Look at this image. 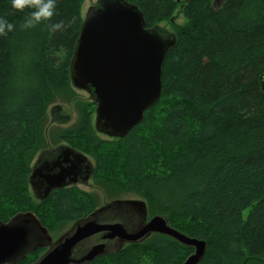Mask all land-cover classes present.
Returning a JSON list of instances; mask_svg holds the SVG:
<instances>
[{
	"label": "trees",
	"instance_id": "trees-1",
	"mask_svg": "<svg viewBox=\"0 0 264 264\" xmlns=\"http://www.w3.org/2000/svg\"><path fill=\"white\" fill-rule=\"evenodd\" d=\"M84 1L55 0L52 17L26 27L34 2L20 9L0 0V19L14 26L0 34V219L32 210L51 233L98 207L78 185L42 201L29 184L48 106L74 93L70 63ZM129 1L148 27H175L161 98L124 138L99 136L95 101L61 137L96 158L92 179L107 192L141 196L149 216L166 215L206 240L199 264H264V0ZM181 5L186 22L175 24ZM43 249L17 264L34 263ZM193 251L154 233L92 264H183Z\"/></svg>",
	"mask_w": 264,
	"mask_h": 264
},
{
	"label": "water",
	"instance_id": "water-1",
	"mask_svg": "<svg viewBox=\"0 0 264 264\" xmlns=\"http://www.w3.org/2000/svg\"><path fill=\"white\" fill-rule=\"evenodd\" d=\"M83 17L70 63L72 85L96 102V130L124 138L161 98L163 64L177 34L159 24L148 27L141 8L129 0H97ZM55 109L63 111L56 121L71 120L62 105ZM94 172L86 153L60 143L42 150L29 184L35 198L43 201L55 190L89 184ZM154 233L194 248L183 264H199L206 256V240L175 228L166 215L149 216L147 201L130 197L106 201L57 238L32 210L0 219V264H17L41 248L46 250L32 264H92Z\"/></svg>",
	"mask_w": 264,
	"mask_h": 264
},
{
	"label": "rangeland",
	"instance_id": "rangeland-1",
	"mask_svg": "<svg viewBox=\"0 0 264 264\" xmlns=\"http://www.w3.org/2000/svg\"><path fill=\"white\" fill-rule=\"evenodd\" d=\"M179 1H181V0H179ZM96 2H97V0H85L84 1L83 7H82L83 16H85L87 10L91 6L95 5ZM223 2H224V0L218 1L217 6H220ZM180 8H182V5L176 10V12L174 14L175 19L173 20V22L175 24H183L186 22V18L184 16V14L179 11ZM161 26L166 28L167 30H169L171 32L175 31V27L172 26V24L170 22H162ZM73 88H74V90H73L74 93H73L72 97L58 98L48 106L47 118L41 124V129L43 130V139L41 141H39V149L35 153V156H34L33 161H32V165L34 164V162L38 158L39 153L41 152V150H43L44 147H46V146L48 147V145L50 146V145L56 144L58 142L69 144L68 140L65 139L69 134L68 135L66 134L65 138L61 137V134L63 132H65L66 129L74 127V126H76V124L78 122H80L82 112H83V110H85V108H88L89 111L93 110V106H92L93 100L91 99L89 93L86 90L77 89L74 86H73ZM56 104L62 105V107L64 108V111L67 114H70V116H71L70 121L62 124L61 122L53 120V118L51 117V114H50V110H51L52 106H54ZM96 105L94 106L95 109L93 110V113H92L94 128H95ZM95 130H96V128H95ZM99 136L102 138H108V136H106L102 133H99ZM87 155L93 160L94 163L96 162V158L93 155H91V154H87ZM78 186L85 191L91 192L94 195V197L96 198L98 206L105 203L108 200L115 199V198H130V197L131 198H140L141 197V196L134 195L132 193L121 192L119 190H113L112 192H107L103 188L101 183L99 184L94 179H91L89 184H79ZM246 214H247V212H245V215ZM71 225H72V222H61L60 224H58L56 226L55 230L52 232V235L54 236V238L59 237L63 232L68 230L71 227ZM42 252H44V250Z\"/></svg>",
	"mask_w": 264,
	"mask_h": 264
},
{
	"label": "clouds",
	"instance_id": "clouds-1",
	"mask_svg": "<svg viewBox=\"0 0 264 264\" xmlns=\"http://www.w3.org/2000/svg\"><path fill=\"white\" fill-rule=\"evenodd\" d=\"M30 2H34L36 10L31 13L30 18L26 21V27L39 22L41 18L47 19L53 16L55 0H12V6L22 9ZM13 27V24L6 23L3 19H0V34L4 33L6 30H12ZM55 27H59V25H55Z\"/></svg>",
	"mask_w": 264,
	"mask_h": 264
},
{
	"label": "flooded vegetation",
	"instance_id": "flooded-vegetation-1",
	"mask_svg": "<svg viewBox=\"0 0 264 264\" xmlns=\"http://www.w3.org/2000/svg\"><path fill=\"white\" fill-rule=\"evenodd\" d=\"M52 109V108H51ZM61 113H63V111H61V110H59V109H55L54 111H52V110H50V114H51V117L53 118V120H55L57 117H59L60 115H61ZM59 122V121H58ZM62 123V122H61ZM62 124H64V123H62ZM60 144V143H59ZM50 146H54V145H50ZM50 146H48V147H50ZM48 147H46V148H48ZM46 148H44V149H46ZM43 149V150H44ZM41 152H42V150H41ZM40 152V153H41ZM40 153H39V155H40ZM38 155V156H39ZM44 251L46 250V248H44L43 249Z\"/></svg>",
	"mask_w": 264,
	"mask_h": 264
},
{
	"label": "bare ground",
	"instance_id": "bare-ground-1",
	"mask_svg": "<svg viewBox=\"0 0 264 264\" xmlns=\"http://www.w3.org/2000/svg\"><path fill=\"white\" fill-rule=\"evenodd\" d=\"M37 199V198H36Z\"/></svg>",
	"mask_w": 264,
	"mask_h": 264
}]
</instances>
